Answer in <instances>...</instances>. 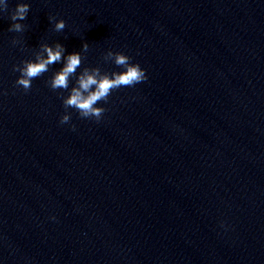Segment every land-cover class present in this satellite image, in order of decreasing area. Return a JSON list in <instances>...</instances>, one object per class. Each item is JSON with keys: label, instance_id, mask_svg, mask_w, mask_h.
Segmentation results:
<instances>
[{"label": "clouds", "instance_id": "clouds-1", "mask_svg": "<svg viewBox=\"0 0 264 264\" xmlns=\"http://www.w3.org/2000/svg\"><path fill=\"white\" fill-rule=\"evenodd\" d=\"M8 10V0H0V12ZM30 11L28 3H17L14 10L10 14L13 22L9 27V32L21 33L25 31V25L19 21H24ZM50 21L55 20L54 17L49 18ZM66 27L63 19L55 20L54 30L62 32ZM15 43V41H13ZM88 43L82 45V51L87 52ZM39 51L35 53L34 60L21 61L20 65L13 66L14 72L20 75L16 80V85L29 91L32 87V81L37 77L48 72L50 66L63 63V67L56 70L51 78L47 81L48 86L53 90L68 91L67 96L61 93V99L65 108V114L61 116L60 123L67 124L70 122L71 114L68 109L72 108L79 114L80 118L95 119L99 121L106 109L97 105L103 101L108 102L112 92L121 87H134L147 79L145 70L141 68L139 63H132L131 58L122 52L107 51L103 57L105 61H112L122 71H114L112 73L102 72L99 67H83L81 69L84 57L81 52H73L65 55V48L59 42L54 45L47 43L39 46ZM75 78L74 85L70 88L71 80ZM75 130V125L72 126Z\"/></svg>", "mask_w": 264, "mask_h": 264}]
</instances>
